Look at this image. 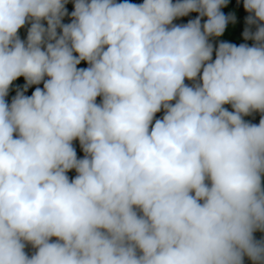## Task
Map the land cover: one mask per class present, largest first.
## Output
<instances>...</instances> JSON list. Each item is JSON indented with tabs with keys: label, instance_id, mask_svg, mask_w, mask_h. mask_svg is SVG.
<instances>
[{
	"label": "clouds",
	"instance_id": "1",
	"mask_svg": "<svg viewBox=\"0 0 264 264\" xmlns=\"http://www.w3.org/2000/svg\"><path fill=\"white\" fill-rule=\"evenodd\" d=\"M67 3L0 0V264H264V0Z\"/></svg>",
	"mask_w": 264,
	"mask_h": 264
},
{
	"label": "trees",
	"instance_id": "2",
	"mask_svg": "<svg viewBox=\"0 0 264 264\" xmlns=\"http://www.w3.org/2000/svg\"><path fill=\"white\" fill-rule=\"evenodd\" d=\"M117 2H123V0H117ZM128 2L138 4V3H142L143 0H128ZM175 2H176V0H173V3H175ZM65 7L67 9L68 15H66L63 18L62 23L67 24V23L71 22L70 13L74 10L73 0H68V3L65 5ZM221 11L226 16L233 15L235 17V20H234V22L228 23V25L225 29V32L222 36H220L218 38H211V42L214 44V48L220 41L229 42V43L235 44L236 46H239L242 43H247L249 46H252L254 41H252V40L245 41L243 38V32H244V29L246 27L245 18L249 15V13L246 12L244 7H243V0H227V5L225 7H222ZM198 15H199V13L192 12V13H189L188 16L181 17V18L174 20L173 23L174 24H186L189 20L195 19ZM206 19H207V17H203L201 19L202 25L206 21ZM44 23L46 26V22H44ZM29 27H30V24H26L23 28H21L19 30L18 34L22 40H26ZM57 31L59 33L60 29H57ZM74 55H77V54L74 53ZM214 59H215V51L213 52V60ZM87 66H88L87 63L82 61L77 67L78 68H86ZM45 79H47V77H45ZM186 81L190 85L192 84L191 81H188V80H186ZM24 85H25V78L22 76L17 78V80L14 81L13 84L10 86L9 93L5 98L6 102L11 104L12 98L16 95L17 90L18 89L22 90ZM37 87L43 88V81L39 85H32V86L28 87V89L24 92V95L31 96ZM100 101H101V97H97V103H99ZM173 103H174V101H173ZM224 107L227 108L229 111H233L230 104L225 105ZM163 114H164L163 110L161 112L157 113L155 118H154L153 123L155 122V119L162 118ZM261 115L262 114L259 112H253L251 115L245 116L244 119L250 123L258 125L260 118H261ZM73 147L76 150L77 158L78 159L83 158L84 152L82 151L78 140L73 141ZM67 175L69 176L70 179H72L77 175V173L73 169V170H70L67 173ZM262 186H264V177H262ZM253 235H254V238L256 240L264 239V232H262V231L257 230L253 233ZM55 240H56V238L53 237L52 242H54ZM25 251L29 256H31L36 251V249H34L29 244L26 246ZM243 264H253V261H251L247 256H245Z\"/></svg>",
	"mask_w": 264,
	"mask_h": 264
},
{
	"label": "built area",
	"instance_id": "3",
	"mask_svg": "<svg viewBox=\"0 0 264 264\" xmlns=\"http://www.w3.org/2000/svg\"><path fill=\"white\" fill-rule=\"evenodd\" d=\"M186 84H189L187 81H185ZM190 85V84H189Z\"/></svg>",
	"mask_w": 264,
	"mask_h": 264
}]
</instances>
